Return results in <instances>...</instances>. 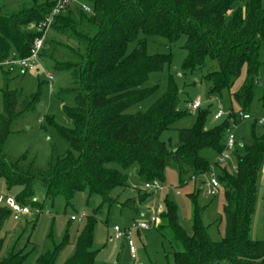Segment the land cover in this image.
Returning a JSON list of instances; mask_svg holds the SVG:
<instances>
[{"label": "trees", "instance_id": "16d2710c", "mask_svg": "<svg viewBox=\"0 0 264 264\" xmlns=\"http://www.w3.org/2000/svg\"><path fill=\"white\" fill-rule=\"evenodd\" d=\"M76 1L88 5L91 12L84 13L77 4L65 6L49 27L54 38L44 37L37 55L38 60H47L55 70L70 75L69 85L59 89L55 98L61 102L62 114L71 127L49 120L67 151L58 156L51 150L44 169L37 168L27 156H5L12 124L36 106L39 96L9 91L10 70L3 72L0 192L15 194L19 204L39 209L43 208L42 201L33 202L37 186L43 190V199L62 197L67 205L76 193L88 190L89 195L100 197L102 205L131 209L138 217L135 222L149 216L140 210L153 193L135 190L138 197L122 202L121 193L116 191L129 189V171L135 170V179L142 187L152 182L163 186L167 169L176 173L180 184L184 180L195 183L210 172L211 166H220L216 159L225 150L230 126L242 123L231 114L206 128L209 111L201 112L200 107L192 129L176 131L175 143L164 139L174 131L171 126L187 115L178 110L179 92L172 78L168 79L166 92L146 111L130 113L157 91V86H146L149 76L162 72L171 62L169 56L148 55V39L157 37L174 45L184 37L183 72L203 70L208 58L213 63L206 75L212 85L210 93L226 91L239 112L249 114L263 65L259 50L264 46V4L262 0ZM54 7L55 0L0 4V66L12 55L19 59L30 55L34 42L45 34L42 24ZM139 35L143 38L138 39ZM132 42L136 46L127 54ZM243 69L245 77L233 90ZM44 83L48 84L47 80ZM68 100L71 107L64 104ZM261 100L264 103V90ZM257 119L248 121L253 123L250 144H237L235 140L231 152L235 173L225 166L218 168V185L225 191V233L221 242L210 240L202 222L203 211L197 207L191 220L192 234L188 236L178 224L174 203L167 196L163 199L162 224L157 229L172 245L174 264H264V240L250 239L257 179L264 159V125H258ZM8 220L10 211L0 207V232ZM34 221L23 222L33 225ZM94 223L93 218L87 221L76 240L74 254L64 264H93L90 244ZM3 243L0 239V254ZM27 244L8 250L0 264H25L27 254L22 250ZM60 250L39 257L36 264H54Z\"/></svg>", "mask_w": 264, "mask_h": 264}, {"label": "rangeland", "instance_id": "374dc122", "mask_svg": "<svg viewBox=\"0 0 264 264\" xmlns=\"http://www.w3.org/2000/svg\"><path fill=\"white\" fill-rule=\"evenodd\" d=\"M19 0L0 1V4H17ZM82 2H77V5ZM264 4V0H262ZM240 6L242 4H239ZM14 6V5H13ZM54 38L50 29L46 30L43 38ZM143 38L139 35L138 39ZM62 40V39H61ZM185 38L182 37L174 45H169L165 40L157 37L148 39L146 52L150 56L165 55L169 56L171 62L165 66L163 71L158 74H151L146 86H157V91L149 99L144 101L138 108H133L129 112H144L153 105L167 90L168 79L172 78L179 92L178 110L187 113L185 117L173 124L170 129L174 130L164 135V139H171L176 142V131L190 130L197 121L198 112H192L186 108V102L198 101L201 104L200 111H209L206 118V128H212L219 122L226 120L231 114H238L239 107L232 101L226 91L221 94H211V83L206 80L208 69L213 63L207 58V66L194 73H186L182 70V64L186 53L183 50ZM72 44L71 42H69ZM136 46L132 42L127 46L126 53L129 54ZM259 59L262 66L259 71L260 86L256 90L254 99L249 110L252 119L264 115V103L261 100L262 90H264V46L259 50ZM9 72L8 90L21 91L24 94H38L39 100L36 106L17 119L11 126L10 136L5 146V156L15 159L19 156H27L28 160L33 159L34 164L39 169H44L51 150L58 156H62L67 151V146L55 135L50 127L49 120L53 119L56 124L70 128V122L64 117L61 111L62 104L55 98L59 89H64L69 85L70 75L67 72L57 71L47 60H38L34 63V70L23 72L17 65L0 66V113L2 112L1 89L4 87L3 72ZM47 75L52 78L51 84L44 83ZM245 77V69L242 70L239 80L235 83L233 90H237ZM42 82V85H39ZM67 107L72 106L71 101H66ZM222 109V118L213 121L212 116L216 112V107ZM251 122H242L237 126L231 125L229 133L235 137L236 143L250 144L251 142ZM256 131H260L256 127ZM262 134V133H259ZM227 167L235 173V160L231 157L230 161L221 166H211L209 174L218 175V168ZM129 189L121 193V200L124 202L129 198L138 197L135 190L144 191L135 179V170L127 173ZM164 190L159 195L153 194L146 204L142 205L141 214H151L157 204L161 205L164 211L163 199L167 196L177 209V219L180 227L188 236L192 234V215L194 207L203 211L202 222L207 228V234L214 243H219L225 233V219L223 216V205L225 203V191L219 188L214 196L205 194V178L200 177L195 183L184 180L179 183L176 173L167 169L164 172ZM201 184L200 189L195 190V186ZM257 201L255 212L252 218L250 239L251 241L264 240V159L257 179ZM145 192V191H144ZM178 192V195L175 193ZM142 194V193H141ZM15 194H13L14 196ZM194 199V203L191 199ZM36 200L42 201L43 209L49 212L48 215L40 216L33 225L25 222L15 223L12 220L5 222L0 239L4 241L0 259L4 257L8 250L12 248L21 249L28 241L22 254H27L25 264H36L39 257L49 253L53 254L58 248L56 261L54 264H64L75 251L76 240L85 228L87 221L93 218L95 223L91 234L90 251L93 253V264H174V250L168 240L164 239L158 231L162 224L159 216V223L146 231L132 229L133 220L138 217L133 215L131 209L120 205L108 207L101 204V199L96 195H89L88 190L78 192L74 195L69 205L62 197L53 200L43 199V190L37 186ZM140 208V206H138ZM155 212V211H154ZM84 216L83 221H70V217ZM148 215L145 219H147ZM118 226L130 229V237L135 247V255H129L125 239L119 241L110 240L113 227ZM226 264V263H221Z\"/></svg>", "mask_w": 264, "mask_h": 264}, {"label": "built area", "instance_id": "2783aa9c", "mask_svg": "<svg viewBox=\"0 0 264 264\" xmlns=\"http://www.w3.org/2000/svg\"><path fill=\"white\" fill-rule=\"evenodd\" d=\"M78 1L76 0H55V7L51 12V15L49 18L42 24V28H45V30H48L53 18L58 15L65 6L67 5H73L77 4ZM80 9L84 12L89 14L90 8L88 5L81 3L79 4ZM43 37L42 39L36 40L33 44V48L30 51V55L27 58L19 59L15 58L13 55L10 57L9 60L5 62L6 65H17L20 67L21 71L28 72L34 70V63L37 61V55L38 52L42 48L43 44ZM47 82L51 84L52 78L47 75ZM201 107L200 102L194 101L187 104V109L195 112ZM222 109L220 106L216 107V112L213 114V121H218L222 118ZM238 120L241 122H248L251 121L252 118L249 114L241 113L239 112L237 114ZM258 125H264V115L259 117L256 120ZM235 145V137L232 133H228L226 143H225V150L223 153L217 157L216 162L217 165H224L226 162L230 161L231 159V152ZM205 178V194L207 196H214L218 192V181L214 174H206L203 176ZM192 180H194L192 178ZM201 186V185H200ZM142 189L146 192H151L155 195H159L164 190V187L159 182H152L145 184ZM175 195H178V192L175 193ZM37 200H34L33 202H36ZM0 207H3L10 211V218L13 222L19 223L23 222L26 219H31L35 216H44L48 215L49 212L43 208L39 209H31L29 206H24L19 204L13 196L6 195L3 192H0ZM155 211V212H154ZM154 211H152L151 214H149L147 219L142 218L141 220L135 221L132 223V229H136L137 231H146L150 228H154L159 223V216L163 212L161 205L157 204V206L154 208ZM143 216V215H142ZM84 216H80L78 218L76 217H70V221L74 222H81L83 221ZM121 239H125L126 246L129 252V255L133 257L135 255V247L130 237V229H124L120 228L118 226L113 227L112 229V235L110 237V240L113 241H119Z\"/></svg>", "mask_w": 264, "mask_h": 264}, {"label": "water", "instance_id": "95a60500", "mask_svg": "<svg viewBox=\"0 0 264 264\" xmlns=\"http://www.w3.org/2000/svg\"><path fill=\"white\" fill-rule=\"evenodd\" d=\"M257 84H258V81H257Z\"/></svg>", "mask_w": 264, "mask_h": 264}]
</instances>
